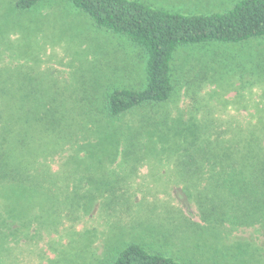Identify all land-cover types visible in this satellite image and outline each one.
Instances as JSON below:
<instances>
[{"label":"rangeland","instance_id":"obj_1","mask_svg":"<svg viewBox=\"0 0 264 264\" xmlns=\"http://www.w3.org/2000/svg\"><path fill=\"white\" fill-rule=\"evenodd\" d=\"M17 1L0 0V80L5 78L10 104L23 101L19 88L30 92L26 102L33 111L26 125L33 150L49 159L65 195H49L57 187L47 185L44 168L40 185L31 186L38 197L18 195L17 188L0 191V264H112L133 242L181 264H212L218 249L220 264H264V249L257 245L264 236L235 232L232 237L251 235L254 241L225 243L229 236L220 238L224 231L216 223L201 221L187 189L197 187L189 183L178 151L147 141L157 131L151 126L147 132V125L156 122L205 134L229 122L264 125V36L179 46L171 98L115 122L107 117L106 97L119 87L146 86V51L98 25L70 0H40L30 8H19ZM140 1L207 14L240 0ZM61 110L68 115L59 116ZM118 187L125 195L106 198L108 189ZM207 206L199 201V210ZM206 213L213 216L210 209ZM227 253L236 259L225 258Z\"/></svg>","mask_w":264,"mask_h":264},{"label":"trees","instance_id":"obj_2","mask_svg":"<svg viewBox=\"0 0 264 264\" xmlns=\"http://www.w3.org/2000/svg\"><path fill=\"white\" fill-rule=\"evenodd\" d=\"M39 1L18 0L16 5L30 8ZM70 1L90 14L98 25L127 35L148 56L145 87L137 90L119 87L108 93L105 110L108 119L115 122L117 117L123 119L133 109L144 108L147 112L171 98L174 89L172 60L179 46L208 41L241 42L264 36V0H240L225 11L207 14H184L140 0ZM4 79L0 80V191L17 188L18 195L30 199L38 197L39 191L31 186L40 185L44 168L47 185L57 187V191L49 190V195L61 199L65 187L61 186L56 170L48 164L47 157L42 158L32 147L35 140L26 125L31 121L29 116L32 117L33 111V105L26 102L31 94L19 88L23 101L13 100L10 104L7 100L9 90L3 89L6 86ZM242 113L239 111V116ZM57 114L61 117L68 115L64 110ZM229 123L221 124L210 134L197 128V132L189 131L190 136L184 125L151 123L147 125V132L152 131L151 126L157 131L147 141L152 147L178 151L189 183L198 188L187 189L196 201L201 221L214 226L216 223L224 233L229 232L220 234L222 239L229 236L224 239L225 243L247 244L246 240L254 241L251 235L238 238L232 237L231 233L242 232L240 235L243 236L254 231L264 236V125L244 121ZM127 147L135 148L132 145ZM202 186L206 187L202 189ZM122 190L119 187L117 190L108 189L106 198L119 200L125 195ZM102 196L101 192L96 197ZM0 197L3 198L1 193ZM203 200L211 206L201 211L199 201ZM207 209L213 212V216L207 215ZM192 222L201 226L194 220ZM258 240L257 245L264 249V241ZM227 244L222 246L221 243V246L228 249ZM249 244L253 245L252 242ZM143 245L129 243L119 251L112 264H181L173 257L152 252ZM219 253L218 249L212 264H220ZM232 255L227 253L225 258L236 259ZM242 256L239 252L237 258Z\"/></svg>","mask_w":264,"mask_h":264}]
</instances>
